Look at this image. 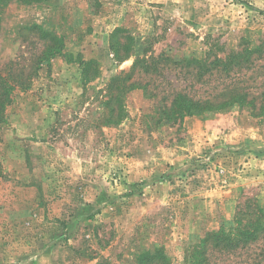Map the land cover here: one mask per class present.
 Segmentation results:
<instances>
[{"label":"rangeland","instance_id":"1","mask_svg":"<svg viewBox=\"0 0 264 264\" xmlns=\"http://www.w3.org/2000/svg\"><path fill=\"white\" fill-rule=\"evenodd\" d=\"M261 41L264 0H0V264H191L239 205L264 210V114L170 107L242 91L258 109L264 54L200 82L184 59Z\"/></svg>","mask_w":264,"mask_h":264},{"label":"trees","instance_id":"2","mask_svg":"<svg viewBox=\"0 0 264 264\" xmlns=\"http://www.w3.org/2000/svg\"><path fill=\"white\" fill-rule=\"evenodd\" d=\"M263 46L264 41H261L260 44H258L255 48L244 49L242 52H235L232 54V56H228V59L226 60L219 57L209 60V53H207L205 58L184 59V62H186L187 66L193 67L195 70V79L196 81L200 82L203 80V77H205L206 74L212 73L213 70L228 73L233 69L238 70L244 66L251 67L256 59H259L261 56H263ZM139 62L142 63L140 68H142L145 73L149 72L150 69L152 71L155 70L153 68V62L143 59H137L134 62L133 69L135 66L139 65ZM246 63L248 65H246ZM132 72L133 70H131V73ZM131 84L134 85V83ZM247 95L248 94L241 91L229 95L226 93H220L218 96L210 98H193L186 92L178 91L174 93L170 101V107L174 106L178 115L180 114L181 116H185L222 111L226 107H230L234 104L242 105L243 103L248 102L252 110H254L252 112L255 115L264 114V90L260 92L262 99L258 109H255L256 96H251L250 99L246 100ZM1 98L2 96L0 94V101ZM0 106L1 122L4 104L2 106L0 103ZM167 109H163L162 112L167 113ZM233 223L234 226L228 229L220 227L218 229L206 231L203 239H201V251L198 254L199 257L191 264H215V261H213L214 255L234 253L237 250H243L253 246L255 247L256 243L259 241H262L263 246L261 248L259 247L258 262L264 264V210L261 206H259L256 199L252 198L250 199V202L237 207L234 214ZM147 258L148 262L157 260L154 254L148 253ZM159 260H164L163 264H170V262L165 260L162 254L157 261Z\"/></svg>","mask_w":264,"mask_h":264}]
</instances>
